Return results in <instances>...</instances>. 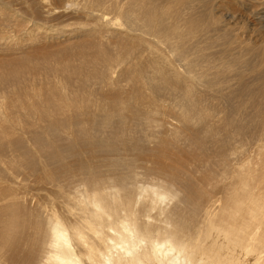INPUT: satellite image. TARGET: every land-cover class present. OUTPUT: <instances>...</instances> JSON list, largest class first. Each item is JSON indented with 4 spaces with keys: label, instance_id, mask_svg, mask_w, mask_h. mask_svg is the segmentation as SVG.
I'll list each match as a JSON object with an SVG mask.
<instances>
[{
    "label": "rangeland",
    "instance_id": "1",
    "mask_svg": "<svg viewBox=\"0 0 264 264\" xmlns=\"http://www.w3.org/2000/svg\"><path fill=\"white\" fill-rule=\"evenodd\" d=\"M263 153L264 0H0V223L16 201L42 234L55 215L76 226L84 192H118L143 228L225 259L229 231L264 238ZM147 189L179 197L162 214Z\"/></svg>",
    "mask_w": 264,
    "mask_h": 264
},
{
    "label": "bare ground",
    "instance_id": "2",
    "mask_svg": "<svg viewBox=\"0 0 264 264\" xmlns=\"http://www.w3.org/2000/svg\"><path fill=\"white\" fill-rule=\"evenodd\" d=\"M175 2V0H174ZM191 2V1H190ZM189 2V3H190ZM153 3V2H152ZM196 3V2H195ZM129 4V3H128ZM133 5V4H132ZM193 5V4H192ZM161 6V5H160ZM174 6V5H173ZM176 7V6H175ZM194 7V6H192ZM150 8V7H149ZM177 8V7H176ZM194 9V8H193ZM192 9V10H193ZM173 10V9H171ZM195 10V9H194ZM169 11V10H168ZM150 12V11H149ZM177 12V11H175ZM187 12V11H185ZM190 12V11H189ZM262 12V11H261ZM132 13V12H131ZM143 13V12H142ZM148 13V11H147ZM158 14V12H157ZM137 15V14H136ZM131 16V15H130ZM139 16V15H138ZM150 16V15H148ZM175 16V15H174ZM172 16V17H174ZM134 17V15H133ZM153 17V16H152ZM182 17V16H181ZM179 17V20L180 18ZM160 18V17H159ZM137 19H140L137 18ZM162 19H164L162 17ZM169 19V17H168ZM176 19V18H175ZM178 19V18H177ZM186 19V18H184ZM153 20V19H152ZM173 20V18H172ZM174 21V20H173ZM184 21V20H183ZM187 21V20H186ZM99 22V21H98ZM110 22V21H109ZM160 22V21H159ZM182 22V21H181ZM155 24V23H154ZM185 24V23H184ZM188 24V23H187ZM112 25V23H111ZM153 25V24H152ZM261 26V25H260ZM149 27L150 24H149ZM262 27V26H261ZM102 28V27H101ZM179 28V27H177ZM257 28V27H256ZM153 29V28H151ZM156 29V28H155ZM161 30V29H159ZM179 30V29H178ZM164 31V29H162ZM104 32V31H103ZM168 32V31H167ZM187 32V31H186ZM190 32V30H188ZM157 33V32H156ZM170 34V32H168ZM263 33V32H262ZM167 34V36H169ZM172 34V31H171ZM170 34V38L174 35ZM162 35V33H161ZM187 35V34H186ZM185 35V36H186ZM159 36V35H158ZM166 37V34L164 35ZM161 36V37H163ZM180 36V35H179ZM182 36V35H181ZM157 38V36H155ZM160 37V38H161ZM174 37V36H173ZM172 37V38H173ZM178 37V36H177ZM159 38V37H158ZM167 38V37H166ZM180 38V37H179ZM140 40V39H139ZM149 40V39H148ZM166 40V39H164ZM172 40V39H171ZM177 40V39H176ZM175 41V40H174ZM148 42V41H147ZM151 42V41H150ZM153 42V41H152ZM158 42V41H157ZM162 42V39H161ZM169 42V41H168ZM141 43V41H140ZM149 43V42H148ZM159 43V42H158ZM146 44V43H145ZM151 44H154L151 43ZM156 44V42H155ZM162 45V43H160ZM151 46V45H149ZM155 47V45L153 46ZM152 47V48H153ZM161 47V46H160ZM140 48V47H139ZM159 50V49H158ZM157 52V51H156ZM159 53L163 54L162 51ZM101 54V53H100ZM156 55V54H155ZM158 55V52H157ZM156 55V57H157ZM102 56V55H101ZM164 57H166L163 54ZM156 59H163L157 57ZM168 59V58H167ZM169 60V59H168ZM155 61V60H154ZM158 61V60H157ZM161 61V60H160ZM159 61V62H160ZM167 62V61H166ZM163 64L162 62H160ZM170 64V63H169ZM167 64V65H169ZM172 64V62H171ZM166 66V65H165ZM171 66V65H170ZM163 67V66H162ZM72 68V66H71ZM70 68V69H71ZM168 68V67H167ZM73 70V68H72ZM76 70V69H74ZM158 70V69H157ZM160 70V69H159ZM167 70V69H166ZM176 70V69H174ZM70 71V70H69ZM100 71V70H99ZM112 72V71H111ZM163 72V71H162ZM173 72V71H172ZM69 73V72H68ZM82 73V72H81ZM97 73V70H96ZM161 73V72H160ZM115 74V73H114ZM162 74V73H161ZM112 75V73H111ZM124 75V74H123ZM152 75V73H151ZM99 76V74H98ZM101 76V75H100ZM96 77V76H95ZM142 77V76H141ZM149 77V75H148ZM153 77V76H152ZM151 78V76H150ZM154 78V77H153ZM152 78V79H153ZM142 79V78H141ZM140 79V80H141ZM149 79V78H148ZM155 79V78H154ZM89 80V79H88ZM143 80V79H142ZM150 80V79H149ZM157 80V77H156ZM69 81V80H68ZM55 82V81H54ZM119 82V81H118ZM142 82V81H141ZM147 82V81H146ZM110 83V82H108ZM133 83V82H132ZM148 83V82H147ZM57 84V83H56ZM62 84V83H61ZM60 84V87H61ZM66 84L64 83V86ZM151 85V84H149ZM148 85V86H149ZM58 86V84H57ZM63 87V86H62ZM61 87V88H62ZM115 87V86H114ZM150 87V86H149ZM149 87H147L149 89ZM154 87V86H153ZM56 89V87H54ZM64 88V87H63ZM62 88V89H63ZM80 88V87H79ZM151 88V87H150ZM160 88V87H158ZM157 88V90H158ZM52 89V88H51ZM55 89H53L55 91ZM60 88L57 87L56 90ZM67 89V90H66ZM66 91H68V88L66 87ZM153 89V88H152ZM155 89V88H154ZM153 89V90H154ZM50 90V89H49ZM48 90V91H49ZM51 92H54V91ZM84 90V89H83ZM151 90V91H153ZM156 90V91H157ZM42 91V90H41ZM56 92V91H55ZM54 92V94H55ZM60 93V91L58 90ZM40 93V92H39ZM38 93V94H39ZM45 93V92H44ZM62 93V90H61ZM60 93V95H61ZM66 94H69L70 100L72 99L70 96V92H65ZM64 93V94H65ZM140 93V92H139ZM152 93V92H151ZM37 94V95H38ZM44 94L43 96H47ZM142 94V93H141ZM33 95H36L33 94ZM42 95V94H41ZM53 95V94H52ZM59 95V96H60ZM40 94L38 95V97ZM40 96V97H43ZM58 97V95L56 94ZM63 96V95H62ZM79 96V95H78ZM84 96V95H83ZM37 97V96H36ZM39 97V100L41 99ZM46 97V100H48ZM49 97H51L49 95ZM61 97V96H60ZM66 97V96H65ZM53 98V97H51ZM75 98V97H74ZM55 99V98H54ZM68 99V98H66ZM44 100V99H41ZM57 98L55 99V101ZM64 100V98H63ZM87 100V98H86ZM91 100V99H90ZM38 101V99H37ZM50 101V100H48ZM53 101V99H52ZM41 102V101H40ZM46 102V101H43ZM51 102V101H50ZM57 102H60L57 101ZM66 102V101H65ZM64 102V104H65ZM68 102V101H67ZM73 102V100H72ZM42 103V102H41ZM52 103V102H51ZM55 103V102H54ZM57 104V103H56ZM68 105V104H67ZM80 105V104H79ZM133 105V104H132ZM71 106V104H70ZM77 106V105H76ZM69 108V106H67ZM73 107V105H72ZM75 107V106H74ZM61 108V107H59ZM83 108V106H82ZM62 109V108H61ZM65 109V108H64ZM120 109V108H119ZM12 111V110H11ZM75 111V110H74ZM52 112V111H51ZM77 112V111H76ZM120 112V111H119ZM53 113V112H52ZM78 113V112H77ZM76 114V113H75ZM80 116V115H79ZM73 117V116H72ZM61 118V117H60ZM77 119V118H76ZM53 120H55L53 118ZM58 120V119H57ZM65 119L61 120L64 123L68 125V121L65 122ZM73 120V119H72ZM78 120V119H77ZM108 120V119H107ZM53 122V121H51ZM74 122V121H72ZM80 122V121H79ZM78 122V123H79ZM106 122V121H105ZM110 122V120H109ZM63 123V124H64ZM71 123V122H70ZM69 123V125H70ZM81 123V122H80ZM108 123V122H106ZM65 124V125H66ZM75 124V123H73ZM72 124V125H73ZM84 124V123H83ZM104 124V123H103ZM111 124V123H109ZM94 125V123H93ZM107 125V124H106ZM61 126V125H60ZM82 126V125H81ZM109 126V125H108ZM67 127V126H66ZM74 127V126H72ZM77 128L78 125H75ZM85 127V126H84ZM55 126L53 129L55 130ZM75 128V129H76ZM81 129V127H79ZM83 128V127H82ZM62 129V128H61ZM66 128H64L65 131ZM68 129V127H67ZM66 129V130H67ZM74 129V128H73ZM87 129V128H86ZM63 130V129H62ZM82 130V129H81ZM84 130V129H83ZM111 130V129H110ZM51 131H53L51 129ZM57 131V129H56ZM70 131V130H69ZM76 131V130H75ZM80 131V130H79ZM87 130H84L83 133H85ZM93 131V130H92ZM46 132V131H45ZM58 132V131H57ZM60 132V131H59ZM66 132V131H65ZM77 133V132H74ZM82 133V131H80ZM81 135H85L88 137L87 133ZM45 134V133H44ZM58 134V133H57ZM60 134V133H59ZM52 136V135H51ZM56 135L54 134V137ZM85 136L84 139L87 141L88 138ZM123 136V135H122ZM44 137V136H43ZM62 137V136H60ZM82 137V136H81ZM91 137V136H90ZM47 138V137H46ZM56 138V137H55ZM80 138V136H79ZM92 138V137H91ZM45 139V138H44ZM138 139V138H137ZM42 140V139H41ZM58 140V138H57ZM121 140V139H114V141ZM43 141V140H42ZM46 141V140H45ZM48 141V140H47ZM56 141V140H55ZM62 141V138H61ZM67 141V140H66ZM74 141V140H72ZM77 142V139H75ZM81 141V140H80ZM85 141V142H86ZM92 141V140H91ZM123 141V140H121ZM128 141V140H127ZM93 142V141H92ZM108 142V141H107ZM111 142V141H110ZM126 142V140H125ZM129 142V141H128ZM126 142V143H128ZM131 142V141H130ZM129 142V143H130ZM55 143V142H54ZM74 143V142H73ZM46 144V143H45ZM69 144V143H68ZM81 144V143H80ZM89 145V143H87ZM48 145V144H47ZM65 145V144H64ZM74 145V144H72ZM94 145V143H93ZM91 145L90 147L92 148ZM114 144L112 143L109 147L115 148V147H124L125 145L121 143L120 144ZM121 145V146H120ZM124 145V146H123ZM127 145V144H126ZM132 145V142L131 144ZM130 145H127L130 147ZM51 146V145H48ZM69 146V145H68ZM79 145H77L78 147ZM96 146V145H95ZM94 146V147H95ZM133 146V145H132ZM135 146V145H134ZM26 147V146H23ZM38 147V146H37ZM36 147V148H37ZM52 147V146H51ZM71 147V146H69ZM76 147V148H77ZM87 147V146H86ZM98 147V146H97ZM96 147V148H97ZM117 147V148H118ZM141 147V146H140ZM74 148V147H73ZM74 148L73 151L77 153V151L80 149ZM85 148V147H84ZM95 148V149H96ZM104 148V147H103ZM139 149V147H135ZM23 149V148H22ZM53 149V148H52ZM72 150V147L70 148ZM89 149V148H88ZM94 149V148H93ZM98 149V148H97ZM142 149V148H141ZM26 150V149H25ZM39 150V149H38ZM50 150V149H49ZM47 150V151H49ZM67 150L69 148L67 147ZM70 150V151H71ZM77 150V151H76ZM85 150V149H84ZM99 150V149H98ZM104 150V149H103ZM131 150V149H130ZM263 150V149H262ZM261 150V151H262ZM71 151V152H73ZM90 151V149H89ZM105 151V150H104ZM139 151V150H138ZM142 153V150H140ZM145 151V149L143 150ZM74 152V153H75ZM107 152V151H106ZM112 152V151H110ZM263 152V151H262ZM29 153V150H28ZM40 153V152H39ZM53 153V152H52ZM65 153H67L65 151ZM70 153V152H69ZM73 153V155H74ZM75 153V154H76ZM140 153V152H139ZM261 153V152H260ZM33 154V153H32ZM49 154V153H48ZM71 154V153H70ZM264 154V153H263ZM29 155V154H28ZM42 155V154H41ZM68 155V154H67ZM78 155V154H77ZM144 155V154H143ZM75 156V155H74ZM46 157V156H45ZM51 157H55L52 156ZM71 157V156H70ZM81 157V156H80ZM78 157V159H80ZM261 157V156H260ZM73 158V157H71ZM264 158V157H263ZM49 159V158H48ZM46 159V160H48ZM52 161L51 159H49ZM56 160V159H55ZM63 161V160H62ZM260 161V160H259ZM262 161V160H261ZM28 163V162H27ZM56 162H54L55 164ZM35 164V163H34ZM53 164V163H52ZM57 164V163H56ZM258 165V164H257ZM260 165V163H259ZM250 166V164H249ZM248 166V167H249ZM263 166V165H261ZM262 169V167H260ZM247 169V168H246ZM258 171V170H257ZM260 171V170H259ZM255 173V172H254ZM260 173V172H259ZM262 173V172H261ZM249 174V173H248ZM253 174V173H252ZM179 177V176H178ZM248 177V175H247ZM257 177V175H256ZM261 178H263L261 176ZM260 178V179H261ZM258 179V178H257ZM260 182V181H259ZM188 184V183H187ZM257 185V184H256ZM188 186V185H187ZM247 186V184H246ZM189 187V186H188ZM251 187V186H250ZM261 187V186H260ZM178 188V187H177ZM185 188V187H184ZM191 188V187H190ZM113 189V188H112ZM180 189V188H179ZM244 192L245 189L243 188ZM162 190L160 189H147L144 191V194H146L148 197H152V205L153 208L158 209L160 213H165V210L162 208V206L172 199H177L179 196L178 192L174 190L172 191L173 194H166L162 193ZM171 191V190H170ZM190 189V193H191ZM114 192V191H113ZM164 192V191H163ZM237 192V191H236ZM249 192V190H248ZM248 192H245L246 194ZM182 193V192H181ZM197 193V191H196ZM252 193V192H251ZM85 196H82L77 203L80 205L79 209H81V222L76 226H70L67 225L60 216H55L53 218H50V221H47V229L46 232L43 233L42 224L38 225L36 221L32 220L28 215L21 213H18L15 208H17V202L14 201L11 205H9V208L5 209L8 213L6 214L4 220L2 223H0V250H3L4 248H7V250L10 252L11 257L6 256L8 260H10V263L5 262L3 260L6 259L4 255H0V263L3 264H249L252 259H254L253 264H264V238H256L251 236V234L246 232H236V231H229L225 237V242L228 243L229 248H231L232 252H225L227 255L225 259H216V257L213 255L216 252L213 253H206L205 247L207 248L205 244H208L206 242H201L204 237H195L193 241H190L185 238L184 235H182L180 232H178L174 227H172V224L168 223L167 227H160L162 228L159 232L155 233L151 231L148 228H143V225L147 227H153L150 226V224H147L149 222H143V220L140 217H136V215L132 212V209H124L122 208L121 197H119L118 192H114L112 194H92L88 192L83 193ZM193 194V193H191ZM190 194V195H191ZM239 194V193H238ZM187 195V193H186ZM189 195V196H190ZM182 196V195H181ZM189 197L190 200H192ZM196 196V195H195ZM239 196V195H238ZM198 197V196H197ZM241 197V196H240ZM119 198V199H118ZM238 198V197H237ZM182 199V198H181ZM188 199V200H189ZM197 198H195L196 200ZM231 199V198H230ZM242 199V198H241ZM179 200V199H178ZM183 200V199H182ZM181 200V201H182ZM264 200V198H263ZM193 201V200H192ZM191 201V202H192ZM197 201V200H196ZM233 201V200H232ZM235 201V200H234ZM128 202V201H127ZM137 202V201H136ZM141 202V201H140ZM237 204H239V201H236ZM239 202V203H238ZM183 203V202H182ZM189 203V202H188ZM230 203V202H229ZM234 203V202H233ZM130 204V203H129ZM138 204V203H137ZM140 204V203H139ZM240 205V204H239ZM130 206V205H129ZM243 206V205H242ZM81 207V208H80ZM126 207V206H125ZM135 207V206H134ZM241 207V206H239ZM247 207V205H246ZM256 207V206H255ZM132 208V207H131ZM137 208V207H136ZM249 208V207H248ZM246 209V208H245ZM235 210V208H234ZM238 210V208H237ZM236 210V211H237ZM169 211V209L167 210ZM166 211V212H167ZM171 211V210H170ZM235 211V212H236ZM252 212V211H251ZM234 213V212H232ZM255 213V212H254ZM1 214V212H0ZM80 214V213H79ZM137 214V213H136ZM225 215V214H224ZM249 215V214H248ZM236 216V215H234ZM263 216V214H262ZM240 217V216H239ZM247 217V216H246ZM216 218V217H214ZM232 218V217H231ZM1 219V218H0ZM209 219V218H208ZM240 219V218H239ZM247 219V218H246ZM250 219V218H249ZM252 219V217H251ZM264 219V218H263ZM262 220V219H261ZM212 221V220H211ZM210 221V222H211ZM232 221V220H231ZM234 221V220H233ZM238 221V220H237ZM236 221V222H237ZM244 221V220H243ZM246 221V220H245ZM32 222L37 226H32ZM209 222V223H210ZM242 222V221H240ZM239 224H243L240 223ZM252 222V221H251ZM264 223V221H262ZM184 223V222H183ZM233 223V222H231ZM2 224V225H1ZM71 224V223H70ZM213 224V223H212ZM211 224V225H212ZM228 224V223H227ZM237 224V225H239ZM209 225V226H211ZM231 225V224H229ZM228 225V226H229ZM246 225V224H245ZM250 225V224H249ZM254 225V224H253ZM155 226V225H154ZM221 226V225H220ZM232 226V225H231ZM242 226V225H241ZM44 227V226H43ZM215 227V226H214ZM233 227V226H232ZM34 228V231L36 233V237L29 238V245L30 247H25L24 251H21L20 249V243L27 237V234H31V229ZM157 228V227H156ZM212 228V227H211ZM210 228V229H211ZM240 228V226H239ZM261 228V227H260ZM157 230V229H156ZM223 230V229H222ZM235 230V229H234ZM187 231V230H186ZM212 233H215V231L212 229ZM164 232V233H163ZM263 233V232H261ZM217 234V233H216ZM203 235V234H202ZM264 235V234H263ZM31 236V235H29ZM213 236V235H211ZM219 236V234H218ZM221 237V236H220ZM188 238V237H187ZM197 238V239H196ZM212 238V237H211ZM214 238V236H213ZM28 239V240H29ZM218 239V238H217ZM205 240V239H204ZM220 240V239H219ZM25 241V240H24ZM26 242V241H25ZM24 244H28L25 243ZM28 242V241H27ZM222 242V241H220ZM42 243L41 246L39 244ZM44 243V244H43ZM226 243V244H227ZM222 244V243H221ZM225 245V244H224ZM24 246V245H23ZM205 246V247H204ZM213 246V245H212ZM219 247L218 245H216ZM221 246V245H220ZM223 246V244H222ZM227 247V246H226ZM23 248V247H22ZM228 248V249H229ZM220 249V248H219ZM223 249V248H222ZM242 249L243 251L247 252L250 256L249 258L244 257H237L238 250ZM6 250V249H5ZM208 250V249H207ZM213 251V250H212ZM221 251V249H220ZM229 251V250H228ZM3 252V251H2ZM7 252V251H6ZM22 253L23 255H20ZM241 253V252H239ZM255 254V255H254ZM202 257L205 259L201 262H198V258ZM244 256V254H243ZM9 257V258H8ZM221 258V257H220ZM7 261V260H6Z\"/></svg>",
    "mask_w": 264,
    "mask_h": 264
}]
</instances>
